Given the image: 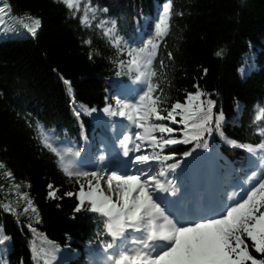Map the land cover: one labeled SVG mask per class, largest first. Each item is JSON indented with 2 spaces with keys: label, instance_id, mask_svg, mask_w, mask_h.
<instances>
[{
  "label": "trees",
  "instance_id": "trees-1",
  "mask_svg": "<svg viewBox=\"0 0 264 264\" xmlns=\"http://www.w3.org/2000/svg\"><path fill=\"white\" fill-rule=\"evenodd\" d=\"M6 2L12 15L27 14L43 21L36 37L0 41V162L7 165L4 170L15 174V181L11 182L22 185L19 191L28 193L35 201L39 209L36 215L42 222L36 223L37 232L32 233L24 218L0 216L3 235L11 237L6 245H0L3 252L0 264H34L36 254L41 253L45 244L51 247L50 242L59 246V252L71 264H87L91 254L102 249L109 238L103 225L95 228L92 213L75 212L78 195L67 194L79 193L80 180H71L62 172L57 157L43 146L39 128L44 125L46 131L61 141L77 144L81 129L91 141L96 140L99 131L91 115L82 114L77 119L74 106L98 109L97 112H103L109 104L114 106L109 87L114 89L118 82L134 81V74H128L127 68L125 74H120L119 61L127 62L129 57L121 56L102 38L95 24L92 29H85L78 19H70L68 10L56 0ZM166 2L92 0L93 6L100 9L98 15L115 21L119 35L127 43L141 29L144 37L154 35L153 4H158V12H162ZM173 3L175 10L183 11L184 15L173 17L171 34L154 63L158 73L155 83L170 97L169 105L177 99L183 101L185 92L194 91L193 85L198 83L216 101L215 111L223 110L225 134L241 143L256 140L258 143L261 138L256 134L254 115L258 108L264 107V0H173ZM90 37L94 40L92 47L85 43ZM219 49H223V54L217 57L215 52ZM169 51L173 53L171 62L167 60ZM94 52L96 58L92 59ZM160 59L165 61L163 71ZM243 65L252 68L245 78L238 74ZM205 68L207 75L202 71ZM62 78L72 81L74 103ZM107 118L101 124L108 130L111 117ZM216 137L219 136L214 134L210 139ZM223 143L221 154L235 165L239 163L244 149ZM98 145L93 144L92 149ZM172 147L179 155L192 145ZM178 169H182V164ZM249 169L244 165L238 170ZM237 178L231 173V186ZM51 184L59 191L58 198L50 200ZM250 251L257 259H264L254 249Z\"/></svg>",
  "mask_w": 264,
  "mask_h": 264
},
{
  "label": "snow or ice",
  "instance_id": "snow-or-ice-1",
  "mask_svg": "<svg viewBox=\"0 0 264 264\" xmlns=\"http://www.w3.org/2000/svg\"><path fill=\"white\" fill-rule=\"evenodd\" d=\"M56 2L68 10L70 19H78L85 29H92L95 24L102 38L121 56L129 57L127 62L119 61L120 74H125L127 68L128 74H134L135 82L144 86L134 98L122 99L117 95V105L109 104L103 109L109 117H121L132 126L122 138H117L119 154L110 162L111 167L105 164L109 155L104 153L98 158L100 169H88L76 160L81 157L80 150L57 139L44 125L39 128L43 146L57 157L62 172L71 180H80L79 193L67 194L78 195L75 212L87 211L102 217L104 234L110 241L103 242L101 264H264V259H257L250 251L251 248L264 255V143L254 145L229 138L224 131L223 110L215 111L216 101L198 83L193 85L194 91L185 92L183 101L177 99L169 105L170 97L159 83L153 82L158 75L154 62L159 50L171 34L173 17H183V11H176L173 0H167L154 25V35L142 42V46L133 48L119 35L115 21L98 19L100 9L93 6L92 0ZM5 16L32 37L43 27L42 18L12 15L10 4L0 0V31L14 30L11 23L4 29ZM26 18L30 22H25ZM85 43L92 47L94 40L90 37ZM222 54L223 49L215 52L217 57ZM91 58H96L95 52ZM167 60H173L170 51ZM159 65L165 70L164 59L159 60ZM202 71L207 75L208 69ZM240 72L246 75L244 68ZM63 83L74 103L72 81L63 79ZM97 111L74 106L73 114L79 119L82 114L90 116ZM254 124L256 134L264 139V107L258 108ZM214 134L232 148L244 149L256 161L255 169L246 176L248 187L241 186L243 196L234 193L224 202L184 209L181 205L185 191L175 179L168 177L181 167L182 160L187 163V158L197 159L193 155L197 149L207 151ZM179 144L192 147L177 159L172 146ZM6 167L0 162V169ZM6 176L15 181L12 171H7ZM13 187L17 189L15 195L22 196L26 202L23 212L38 214L39 209L30 195L20 193L22 185L13 183ZM49 191L50 200L58 198L55 184L49 185ZM0 207L18 214V208H13L11 203ZM36 222H42L39 215ZM28 227L36 232L31 223ZM10 239V236H0V242ZM50 244V248L38 254L45 257L44 264H52L60 251L59 246Z\"/></svg>",
  "mask_w": 264,
  "mask_h": 264
},
{
  "label": "rangeland",
  "instance_id": "rangeland-1",
  "mask_svg": "<svg viewBox=\"0 0 264 264\" xmlns=\"http://www.w3.org/2000/svg\"><path fill=\"white\" fill-rule=\"evenodd\" d=\"M5 11L7 12V10H5ZM5 20H6V23L4 25V29H7L8 25L11 23L13 25L14 30L0 31V41L5 40V39H16V38H33L32 36L27 34L26 31L21 30L19 28V26L16 25L14 22H12L7 16H5ZM25 22H30V21H28L26 18ZM241 68L245 69L246 75H243V76L241 75V72H240ZM251 71H252V68L250 66L243 65V66H240V68L238 70V74L240 77L245 78L246 76L250 75ZM134 97H135L134 94L128 95V99H132ZM251 161L254 162L255 161L254 158H252ZM6 173H7L6 170L0 169V205L6 204V203H11L13 208H18V214H17V212H11L10 213V212L4 210L3 207H0V216L8 215V216H12L14 219H17V220H19V218L20 219L24 218L27 221L25 223L27 225V227H28L29 223H31L32 227L36 228L35 227V225L37 223L36 222L37 221L36 213L29 212L28 214H25L23 212V209L26 206V202L22 199V196L18 197L15 195L17 189H15L13 187V183L11 182L12 180L7 178ZM12 187H13V189H12ZM0 222H2L1 218H0ZM28 229H29V227H28ZM36 232H37V228H36ZM0 236H4L1 228H0ZM6 244H7V240H3L2 242H0V245H6ZM48 248H50V246H48L46 244L44 246H42V250H47ZM42 262L44 263V260H42ZM34 264H39V263L34 262Z\"/></svg>",
  "mask_w": 264,
  "mask_h": 264
},
{
  "label": "bare ground",
  "instance_id": "bare-ground-1",
  "mask_svg": "<svg viewBox=\"0 0 264 264\" xmlns=\"http://www.w3.org/2000/svg\"><path fill=\"white\" fill-rule=\"evenodd\" d=\"M65 100L67 101V96H64ZM1 261V260H0ZM32 261L31 258H29V263ZM1 263V262H0Z\"/></svg>",
  "mask_w": 264,
  "mask_h": 264
}]
</instances>
